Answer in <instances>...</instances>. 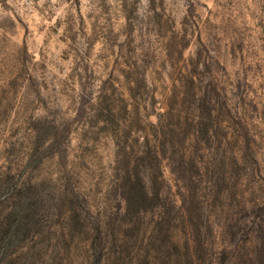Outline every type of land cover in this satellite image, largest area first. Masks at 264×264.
Wrapping results in <instances>:
<instances>
[{
  "label": "rangeland",
  "instance_id": "rangeland-1",
  "mask_svg": "<svg viewBox=\"0 0 264 264\" xmlns=\"http://www.w3.org/2000/svg\"><path fill=\"white\" fill-rule=\"evenodd\" d=\"M183 66L231 105L232 139L189 120L161 149L162 202L125 205L123 141L102 121L139 68L133 130L157 124ZM0 264H264V0H0Z\"/></svg>",
  "mask_w": 264,
  "mask_h": 264
},
{
  "label": "trees",
  "instance_id": "trees-1",
  "mask_svg": "<svg viewBox=\"0 0 264 264\" xmlns=\"http://www.w3.org/2000/svg\"><path fill=\"white\" fill-rule=\"evenodd\" d=\"M184 40L187 42V38H184ZM182 49L183 45L174 47V50H177L179 59L183 58V55L181 54ZM178 66L179 65H170L171 69L174 71L179 69ZM193 69L195 70L194 73L187 70L186 66H183V68L180 69L182 71L180 77L174 78L175 81L172 82L170 87H168V90L165 89L167 93L164 97V104L167 109L160 113V120L157 124H150L148 129L142 128L138 132L133 130L135 124L139 123L141 125L143 123L141 121L140 112L143 111L145 107L143 106L144 101L139 97L143 96L145 91L149 89L150 79L148 71L140 70L139 68L136 86H126L124 90L129 92V94L121 95V116H117L113 113V111H109L110 115L106 121H102L104 126L108 125V123L115 125L117 128L116 134L119 133L123 141L121 146H117L118 150H121L123 155L118 154L116 165L126 166L123 171V179L127 182V187L123 192L125 205L129 206L131 203L128 196L129 194H134V196L141 197L146 201H151L152 204L162 202L164 191L161 187V183H163L165 179L164 168L166 166L164 165V162L166 161V157L162 154L163 150L161 149L166 146L165 144H170V141H174L171 133L177 134L178 130L187 126V122L189 120L194 126L199 128L201 126V129H205L207 134H209L212 130L218 133L221 130L224 133V135H222L223 141L221 144L228 145L229 141L232 139L231 130L232 123L234 121L231 116V105L227 103L226 106L223 105L224 109H222L215 103V99L210 101L207 100V103L205 100H202L200 98L201 73L197 72L196 68L193 67ZM221 93L223 95L225 94L222 91L219 92V88L215 86V96H223ZM170 94L172 99L167 96ZM224 97L226 96L224 95L223 98ZM189 98L191 99L190 105L192 106L193 104H196L199 113L200 106L202 107L204 110V118H206L205 115H207L208 124L205 121L202 124L200 121L196 122V119H191L194 116H190V109L184 116L183 106H185V103L187 104ZM225 113L228 115L225 116ZM143 133L146 137L141 140L137 137V135ZM132 135H135L136 137H133ZM215 135H217V133H215ZM188 136L189 137L186 138L182 145L185 150L184 156L181 159L182 162H185L188 158L190 159V153H187L185 143L191 140L192 136ZM164 140H166V143ZM235 154L237 157L234 162H236L235 164L237 166V159L240 155H237L238 153ZM12 199H14V197L9 196L8 200L10 201ZM9 217H15V221L13 224L9 225L10 228L7 230L8 234L16 235L19 233V228L22 225V213L20 211H18V213L16 211H11L8 218Z\"/></svg>",
  "mask_w": 264,
  "mask_h": 264
}]
</instances>
